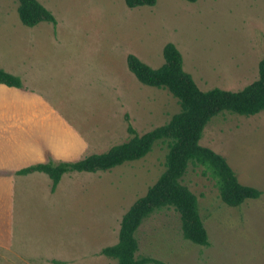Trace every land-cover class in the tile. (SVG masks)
<instances>
[{
	"label": "rangeland",
	"instance_id": "obj_1",
	"mask_svg": "<svg viewBox=\"0 0 264 264\" xmlns=\"http://www.w3.org/2000/svg\"><path fill=\"white\" fill-rule=\"evenodd\" d=\"M38 1L56 26L26 27L18 1L0 0V69L23 81L22 98L0 92V264H117L102 250L117 244L123 216L165 171L166 142L108 171L69 172L55 192L48 175L18 172L105 153L132 137L130 126L143 136L180 111L168 90L136 79L129 55L157 69L173 43L202 91L238 92L258 80L264 0H157L134 9L125 0ZM36 99L52 106L50 121L59 129L53 134L69 137L71 151L41 152L18 125L8 133L4 125L2 134L4 109ZM200 145L223 156L239 182L262 196L229 207L211 172L190 164L182 183L198 198L210 245L185 240L180 214L164 208L137 232L138 256L161 264H264V114L222 112Z\"/></svg>",
	"mask_w": 264,
	"mask_h": 264
},
{
	"label": "trees",
	"instance_id": "obj_2",
	"mask_svg": "<svg viewBox=\"0 0 264 264\" xmlns=\"http://www.w3.org/2000/svg\"><path fill=\"white\" fill-rule=\"evenodd\" d=\"M18 14L22 24L35 28L41 23L56 26L55 16L38 0H17ZM196 3L198 0H185ZM130 9L153 7L157 0H125ZM165 63L157 69L129 55L128 68L143 85L166 89L177 100L180 111L163 126L146 133L137 134L130 126L132 137L105 153L93 154L80 161L55 163L49 161L27 167L19 175L46 174L53 182L55 192L62 177L69 172L97 173L108 171L127 162H134L150 154L159 142H166L165 171L147 193L139 198L123 216L117 244L106 247L102 255L114 259L117 264H161L159 261L139 257L137 232L143 222L164 208L175 209L180 214L183 238L199 246H209V237L199 210L197 196L182 180L189 165L207 168L216 179L222 202L232 208L242 206L248 200H257L262 192L239 182L237 174L227 160L213 150L200 145L203 133L211 120L228 111L241 116L264 114V60L259 63V78L238 92L214 88L202 91L192 75L184 71L180 50L169 43L163 50ZM0 85L23 88L19 76L0 69Z\"/></svg>",
	"mask_w": 264,
	"mask_h": 264
},
{
	"label": "crops",
	"instance_id": "obj_3",
	"mask_svg": "<svg viewBox=\"0 0 264 264\" xmlns=\"http://www.w3.org/2000/svg\"><path fill=\"white\" fill-rule=\"evenodd\" d=\"M21 89L10 88L5 85H0V92L7 91L9 93L8 98H12L15 96L21 97L19 94ZM19 93V94H18ZM22 98V97H21ZM27 100V99H26ZM21 101H15L14 103H20ZM21 105H17V109L12 110L11 108L4 109V118L2 120V134L4 135V125L6 126V133L10 132L13 129V126L18 125L20 133L25 132L26 134H31L30 140H33L34 143L37 142L38 147L40 146V151L42 152L43 148L46 147L48 150L53 151L54 153L57 150H61L64 152L66 147L71 151V144L69 137L59 138L55 135L54 129H59L55 127V125L50 121L51 117L54 116L55 111L52 109V106L48 105L45 101H27L24 102L23 107ZM48 108H46V107ZM57 112V111H56ZM49 117V118H48ZM49 123L51 126H49ZM21 136L20 134H18ZM24 137L21 136V140ZM28 138V135H27ZM26 139V138H25ZM38 149V148H37ZM32 151V150H27ZM44 162V161H43ZM36 174V173H35ZM39 174V173H37ZM3 185L1 184V187ZM4 209V199H0V212Z\"/></svg>",
	"mask_w": 264,
	"mask_h": 264
}]
</instances>
